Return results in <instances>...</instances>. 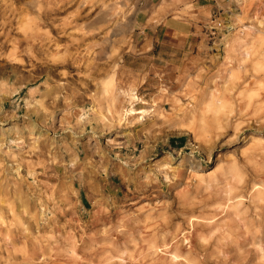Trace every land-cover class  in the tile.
<instances>
[{
  "label": "rangeland",
  "instance_id": "rangeland-1",
  "mask_svg": "<svg viewBox=\"0 0 264 264\" xmlns=\"http://www.w3.org/2000/svg\"><path fill=\"white\" fill-rule=\"evenodd\" d=\"M142 3L0 0V264H264V0Z\"/></svg>",
  "mask_w": 264,
  "mask_h": 264
},
{
  "label": "crops",
  "instance_id": "crops-1",
  "mask_svg": "<svg viewBox=\"0 0 264 264\" xmlns=\"http://www.w3.org/2000/svg\"><path fill=\"white\" fill-rule=\"evenodd\" d=\"M159 0H143V7L137 17L140 18L142 11L150 12L152 14V17L160 18L159 22L157 23V26H160L163 24L164 16H165V10L162 7H160L158 4L155 5V7L152 5V2H157ZM216 0H183V3L179 6L180 9L183 10L182 17L179 19L180 21L186 22V24L194 25L196 20H203L208 17V13L213 9V5ZM188 4V5H187ZM149 14V16H150ZM149 16L146 18L148 19ZM167 24V23H165ZM168 26L172 27V25L168 24ZM180 36H189L188 33L185 31H180L178 33Z\"/></svg>",
  "mask_w": 264,
  "mask_h": 264
},
{
  "label": "built area",
  "instance_id": "built-area-1",
  "mask_svg": "<svg viewBox=\"0 0 264 264\" xmlns=\"http://www.w3.org/2000/svg\"><path fill=\"white\" fill-rule=\"evenodd\" d=\"M226 26H227L226 23L222 19L213 17L209 25H207L206 28L209 30L210 34L213 37H216L217 35H220V33L226 29Z\"/></svg>",
  "mask_w": 264,
  "mask_h": 264
},
{
  "label": "bare ground",
  "instance_id": "bare-ground-1",
  "mask_svg": "<svg viewBox=\"0 0 264 264\" xmlns=\"http://www.w3.org/2000/svg\"><path fill=\"white\" fill-rule=\"evenodd\" d=\"M85 2V1H84ZM82 4V3H81ZM111 17V16H110ZM106 20V19H105ZM105 22V21H104ZM108 22V21H107ZM20 30H21V28H20ZM112 43H113V40H112V38L110 37V40H107V42H106V45H111V46H113L112 45ZM106 48L107 47H104V48H102V52H105L106 54H108V51L106 50ZM30 49V48H29ZM249 52V51H248ZM16 57V56H15ZM143 110V109H142ZM136 112H139V110H137V111H135L134 110V108H132L131 109V113H136ZM142 112V111H141ZM40 130V129H39ZM41 134V133H40Z\"/></svg>",
  "mask_w": 264,
  "mask_h": 264
}]
</instances>
